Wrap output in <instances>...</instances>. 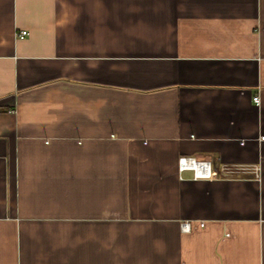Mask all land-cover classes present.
<instances>
[{
	"label": "crops",
	"instance_id": "crops-1",
	"mask_svg": "<svg viewBox=\"0 0 264 264\" xmlns=\"http://www.w3.org/2000/svg\"><path fill=\"white\" fill-rule=\"evenodd\" d=\"M0 264H264V0H0Z\"/></svg>",
	"mask_w": 264,
	"mask_h": 264
},
{
	"label": "built area",
	"instance_id": "built-area-1",
	"mask_svg": "<svg viewBox=\"0 0 264 264\" xmlns=\"http://www.w3.org/2000/svg\"><path fill=\"white\" fill-rule=\"evenodd\" d=\"M26 35V31H21L17 34L19 38H23ZM253 102L258 103V96L253 97ZM178 167L182 170H190L195 178H210V164L205 161H196L190 157H180L178 159ZM258 170L255 169V172ZM200 226H203L202 223H199ZM181 231L189 232L191 230V224L189 222H183L180 224Z\"/></svg>",
	"mask_w": 264,
	"mask_h": 264
}]
</instances>
